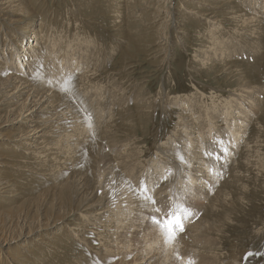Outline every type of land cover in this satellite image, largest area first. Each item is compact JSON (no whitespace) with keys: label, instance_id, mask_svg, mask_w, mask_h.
<instances>
[{"label":"rangeland","instance_id":"obj_1","mask_svg":"<svg viewBox=\"0 0 264 264\" xmlns=\"http://www.w3.org/2000/svg\"><path fill=\"white\" fill-rule=\"evenodd\" d=\"M166 1L160 9L155 0L147 7L140 6L141 3L130 6L126 0H30L35 15L26 16L24 11L0 13L3 67L13 73L20 71L23 76H27L33 63L45 64L48 75L51 71L55 75L59 72L58 81L48 78L51 83L44 77H36L41 88L53 87L57 102V110L51 114L54 125L42 145L41 158H45L44 154L50 158L47 156L40 165L30 158L23 172L21 167L19 170L3 168L4 174L12 171L14 176H26L17 188L16 198H13L14 191L4 195L6 199H13L9 207L16 208L37 197L51 185L57 186L58 177L64 181L70 177L69 173L84 167L90 175L87 185L94 191L109 181L107 194L101 200L104 205L112 204L107 221L115 215L111 211H116L115 203L120 208L123 206L119 213L127 214V203L120 202L127 193L139 198L135 189L141 180L146 181L148 188L142 195L154 196L158 202L155 207L161 208L156 214L160 219L168 212L179 213L182 203L195 211L191 212L192 218L183 220L185 231L180 234V237H190V234L193 237L188 240L192 242L187 249L183 242H165L163 233L159 234V227L150 218L153 206L145 199L137 200L143 212L136 209L138 220H130L125 238H118L117 225L107 226L103 221L98 226L100 229L91 230L98 216H85V210H79L68 221L49 229L50 233L55 230L56 236L60 235L61 228L68 230L76 245L58 247L61 250L52 251L49 260L44 256L48 262L44 260L42 264H50L52 260L51 264L78 261L104 264L94 248L74 240L79 236L68 222L81 227V230L74 228L77 233H87L90 229L89 243L97 251L104 247L105 252L112 253L114 242L119 239L127 247L119 259L127 264H160L157 255L161 250L168 253L162 255L166 257L165 264H189V261L192 264H264V0H235L238 11L222 5L219 10L212 9L215 14L202 8L203 16L196 12L199 7L193 11L192 0ZM156 8L160 9L158 14ZM254 13L260 19L245 18ZM208 18L222 24L209 23ZM41 26V32H47L45 42H40ZM256 106H260L257 111ZM181 110L188 114L187 118L180 115ZM251 117L254 121L249 123ZM185 122L193 125L190 135L177 130L184 128ZM5 127L1 135L11 137L0 138L1 148L5 150L6 145H11L14 148L9 151H21L27 147L25 142L29 139L15 140L26 124L19 126L10 121ZM185 137H191L192 152L200 154L206 176L203 188L210 194L202 203L198 201L209 208L204 224H200L204 227L198 226L205 228L202 235H198L200 232L194 226L204 212L194 205L200 198V187L189 179L194 166L188 162L192 152L189 154L191 146ZM225 148L226 153L222 151ZM92 150L97 156L92 155ZM178 152L188 166L176 157ZM207 152L212 155H206ZM168 155L174 158H170L172 165L166 158ZM216 156L218 160L213 158ZM74 158L79 159L75 164L70 162ZM110 160L112 164L118 160L117 165H112L114 171L107 167ZM59 169L62 171L54 172ZM210 188L214 189L210 191ZM214 191H217L215 196ZM179 214L184 216L183 212ZM143 219L157 228L158 234L151 243L146 232L136 229ZM37 236L35 232L32 238L22 239L23 246L19 245L33 264H41L32 258L42 254L41 251L31 249L33 254H30L24 249L29 241L35 244L33 239ZM77 247L80 252L74 249ZM2 251L0 247V259L4 263L9 258ZM80 253L82 258L78 256Z\"/></svg>","mask_w":264,"mask_h":264},{"label":"bare ground","instance_id":"obj_2","mask_svg":"<svg viewBox=\"0 0 264 264\" xmlns=\"http://www.w3.org/2000/svg\"><path fill=\"white\" fill-rule=\"evenodd\" d=\"M150 1L151 0H126V4L130 5V6H136L137 3L138 4L141 3L140 6L147 7V6H150ZM155 1H157V3L159 4L158 6L160 7V9L162 7H164V5L168 2L166 0H155ZM192 1L195 4V5L193 4V7H194V8H192L193 11H195L196 6L199 7L198 11H196V12L199 13L200 16H203V12H204V11H202V8L203 9L208 8L207 9L208 11H211L212 14H215V11H213L212 9L216 8L217 10H219L222 7V5H225L226 7L225 6L224 7L226 9L227 8L234 9L235 11H238V7H239L235 0H219L220 2H218V3H215L214 1H211V0H192ZM249 5L251 7H255L251 3H249ZM32 8H34V6L33 7L31 6L30 0H0V13H4L5 15H7V12L8 13L9 12L19 13L18 11H20V12L24 11V15L32 16V15H35V12H33ZM160 9L158 10V8H156L155 13L158 14L160 12ZM255 14L256 13L249 14L245 18H247V20H249V21H252V20L256 21V20L260 19V17L257 16L258 13L256 15ZM5 15H4V17H5ZM222 15H224V13H222ZM215 16L216 15H214L213 17H215ZM16 21H18V20H16ZM207 22H209V23L213 22L214 24L220 23V22L218 23L217 21H214V18L213 19L208 18ZM220 24H222V23H220ZM42 30L43 29L41 26L40 32H39L40 42H45L47 32L46 31H45L46 33L41 32ZM207 33H208V31H207ZM164 46H165V44H163V46H160V50H162L161 47L163 48ZM221 46L222 45H220L217 48V50H219L221 48ZM37 50H39V49L37 48ZM74 63H76L79 66V63H77V62H74ZM44 65L45 64H40V65L36 66L33 63V65L30 67V70L28 72H26L27 76H23L20 71H18L17 73H13L10 71V69L3 67L4 64L0 60V131H5L7 129L5 126H8L10 121H13V124H16L19 126L26 124L27 127L24 128L25 130L23 132L17 134L18 136L15 140L29 139V142H25L27 144V147L21 149V151H16V150L9 151L10 149L14 148L11 145H6V147H4L5 150L0 147V197L2 198V199H0V247H3L2 253L4 252L7 259L9 258V260L7 262L5 261L4 263L0 259V264H24V263L33 264L32 261L27 260V257L23 254V251L19 248V245H22V243L25 242L22 239H26L28 237L32 238L30 236H32L33 233H35V232H38V236L33 239V242L35 241V244H32L29 241L27 248L24 250H25V252L30 253V254H33L34 249L40 250L42 254H39V255L35 254L32 258L41 262V264L44 263L46 256H47L46 260L50 259L49 256H50V253H52V251L56 252V250H61L58 247L64 249L68 244H71V243H72V245L75 244L74 242L71 241V240H73V238H71V235H70L71 233L68 232V230L59 227L58 229H60V228L61 229L59 231L60 235L58 234V236H63L62 238H60V237L56 236L57 232H55V230L53 231V233H50L49 229H54L60 223L68 221L69 218L74 217L79 210H85L84 211L85 216H90V215L91 216H94V215L98 216L97 219L94 221L95 226H93L94 228L91 230H96L97 228L100 229V227H98V226H100L102 221H103V224H105L107 226L117 225L118 226V238L121 236L123 238L126 237L125 232L129 229V224H131L130 220H133V222L138 220L137 216L134 213L136 211V209L140 210V212L142 211L140 209L142 206L140 205V202L137 201L139 198L135 199L131 193H127L126 197L123 200H121V202H120V203H125V204L127 203V205H126V207L128 209V211H126L127 214L123 215V214L119 213L118 210H119L121 205H118V203H115V206L117 205L116 209H115L116 211L114 212L113 211L114 209L111 210L112 213L115 215L110 221H107L106 215L108 214L112 204H111V202H108L107 204L104 205V203H102L101 200L107 194L106 191H108L109 181L106 180L105 181L106 183L104 184V186L101 189H99L98 191L97 190L94 191L93 188H89L87 185L89 182V179H90V175L87 173V171L84 167H82L83 169H81V170L73 171L71 175L69 173L70 177H68L64 181L60 180L59 177L57 176L58 177V179H57L58 185L57 186L51 185L45 191L38 193L37 197L35 196L34 198L30 199L29 201L21 203L20 206H18L16 208L12 209L11 207H9L12 204L13 199H11L12 197L9 199H6L4 197V195H6V193H12L14 191L15 195L13 196V198H16L17 197L16 193L18 192L17 188L19 187V184L22 183L21 182L22 179L23 178H24V180L26 179L25 178L26 176L23 178L20 176V174H17L18 176H14L12 171L4 174L5 170H3V168L9 167V168H14V170L15 169L19 170L18 167H21L20 172H23V168L28 166L26 164H28L27 162L29 160H31L30 158H34L33 162H35V164H36L38 161V164L40 165L46 161L47 156H48L47 154H44L45 158H41V155L43 154L42 153L43 152L42 145H43L46 137H48L47 132L49 131V128L51 129V127L54 125V122H53L54 118L51 116V114L57 110V108H55L57 102H56V98H55V93L52 90L53 87L41 88L38 85V83L36 82V77H44V78H46V80L49 83H51L52 80H49L48 78L51 77V78L58 81L56 75L59 76V72H58V74L55 75L54 72L51 71L50 74L48 75V74H46V72L44 70ZM36 70H38V73ZM55 71H57V70H55ZM47 72H49V71H47ZM88 73H89V71H88ZM61 74L64 77V74L62 72H61ZM71 74H72V71H71ZM83 77L84 76H82V78ZM60 78H61V76H60ZM78 79H80V78H78ZM242 85H244V83H242ZM255 99H257V98L256 97L253 98V100H255ZM253 100H252V103H253ZM258 104H260V101L258 102ZM259 109H260V106L255 107L256 111ZM250 110H253V112H254V109L252 107L250 108ZM180 115L182 117H185V118H187V116H188V114L184 110H181ZM35 117H36V119L34 120ZM253 121H254V119L252 118L251 122H249V123H252ZM182 125L185 127L184 128L179 127L177 129L180 132V134L182 133L185 135H190L189 130H190V127H192L193 125H189L188 122H185ZM199 125L201 126L200 123H199ZM230 126L233 127V125H230ZM178 136H179V134H178ZM1 137L9 138V137H11V135H5V134L1 135V133H0V138ZM186 141L191 146V148H189L187 146L189 149H191L190 152L188 151L190 154L193 150L194 144L191 142V137L186 138ZM186 145H182V147L187 148V147H185ZM182 147H181V149H182ZM37 149H39V151ZM204 150H206V149H204ZM206 151H208V150H206ZM183 152H184V149H183ZM197 153H195V150H194L190 155V159L188 162H191V166L192 167L194 166V167H193V169H191L192 170V172H190L191 174H188V175H189V179H191V181H193L194 183H197L198 186L200 187V191L198 193V194H200V198H197V201H195V202L193 201V202H194V205L197 207V209H199L200 211H203L204 213L202 215H200L201 218L198 220V222L197 221L195 222V220H192V223L195 222L194 226L196 228V231L198 230V233L199 232L201 233V231L204 230L205 228L202 229L199 227L200 226L204 227L203 225H200V224H204L206 216H207V211L209 208H205L204 204H200L198 201H201V203H202L203 200L206 197H208L210 194H209V192L205 191L206 190L205 187L203 188V186L205 185L203 180L206 178V176L203 173L204 167H202V163L200 162L202 159L200 157V154H197ZM186 154H188V153H186ZM92 155L97 156V154L94 150H92ZM35 156H37V157H35ZM184 156H185V154H184ZM204 156H203V158H204ZM48 157L50 158V156H48ZM166 158L171 162V165H172L173 161L171 159L173 157L171 158V155H168V157H166ZM224 160H225V158H224ZM78 161H79L78 158H74V159H71L70 162L75 164ZM117 163H118V160H115L113 162V164L111 163V160H110L107 163L108 169L110 171H114L112 165L115 166V165H117ZM187 164H186V166H188ZM78 165H76V166H78ZM95 165H96V162L93 163V166H95ZM211 166H212V164H211ZM214 166H215V164H214ZM55 167L57 169L60 166H55ZM206 169H207V167H206ZM61 171H62V169H59V170H55L54 172H61ZM169 171H171V170H169ZM180 171H181V168H180ZM228 171L229 170L226 171V174ZM183 172H184V169H183ZM223 172H224V169H223ZM173 174H174V172H173ZM171 179H172V177H171ZM180 179H181V177H180ZM180 179H179V182H180ZM168 180H169V178H168ZM168 180H167V182H168ZM174 181L175 180H173L172 182H174ZM208 183H209V181H208ZM173 184H172V186H173ZM182 184H183V181H182ZM180 185H181V183H180ZM176 186L178 187V185H176ZM206 186H207V184H206ZM175 187H173L174 190H175ZM208 187H209V185L207 186V188ZM211 187H213V186H211ZM13 188H14V190H11ZM173 188H172V191H173ZM184 188H185V186H184ZM178 190H180V189H178ZM181 190H185V189H181ZM212 190L210 188V191H212ZM202 191L203 192L205 191V193H203ZM191 192L194 193L192 190H191ZM213 194L215 196L217 194V191H214ZM180 199L184 201V199H182V198H180ZM144 202H145V200H144ZM162 203L163 202H161L159 205H161ZM168 203L170 204V202H168ZM178 203L181 204L180 201ZM182 205H183V203H182ZM31 207H34L33 208L34 210H32V209L30 210ZM82 208H84V209H82ZM122 208H123V206H122ZM122 208H120L119 211H121ZM188 208L190 209L191 207H188ZM178 209H179V207H178ZM192 209H194V208H192ZM194 212H192V213H194ZM144 213H145V211H144ZM129 215L131 216L130 218H129ZM141 215H142V213H141ZM181 216H183V215L181 214ZM192 216L193 215H191L190 218H192ZM183 220H185V219H183ZM196 220H197V217H196ZM186 223H188V222H185V224ZM207 224H206V226H208ZM67 225L70 227L71 230H73L76 233L77 236H79V238L74 239V240H77V242L84 244L88 248H91V249L94 248L93 251L95 253H98V256L100 257V259H102V261L104 260V264H127L126 261L122 262V260L119 259L122 251H124L127 248V247H125L126 246L125 244H122L121 242H119V239H118V242L117 241L114 242V246H113L114 250L112 251V253L111 252H105L104 247L103 248L100 247L102 251L100 250V248H98L99 251H97V250H95L96 248L94 247L93 243H89L90 239L88 238V235H89L88 232H90V229L87 231V233H80V232L77 233L74 228H76L77 230H81V227H78L77 225H73V223H71V222H68ZM188 225H189V227L191 226L190 224H188ZM207 228H210V226H208ZM136 229L138 231L146 232L147 238L150 240V243H151V241H153L154 238H156L155 234H158V232L156 230L157 228L155 229L150 224V222H147L146 220L144 223V219H143V222L140 221V224L138 226H136ZM159 230H160V228H159ZM188 231H186L187 234H188ZM196 231H195V235L197 233ZM209 232H210V229H209ZM160 233H161V230H160L159 234ZM200 233L198 235H202V233L201 234ZM64 234L66 236H64ZM90 235H91V233H90ZM195 235H193V236L195 237ZM191 238H193V237H191V234H190V237H187V236L180 237V240H178L176 242H180V243L183 242L184 246L187 249H190L192 241L190 240L191 242L189 243L188 240ZM198 241H200L199 238H198ZM206 241H208V240H206ZM16 242H17V244H15ZM99 242H101V241L99 240ZM200 242H202V241H200ZM99 244L102 246L103 243L102 244L99 243ZM14 245H17V246H14ZM31 249H33V250H31ZM74 249H76V251L80 252L78 247L74 248ZM73 253H74V251H73ZM73 253H71V255ZM164 254H168L166 250H161L159 252V254L157 255V257L160 259V264H165L164 260H166V257L162 256ZM44 256H45V258H44ZM55 256H56V254H55ZM78 256H79V258L83 257L81 255V253ZM53 258H54V256H53ZM168 258H169V255H167V259ZM161 259H162V261H161ZM46 260H45V262H48ZM64 260H63V262L67 263L66 260L65 261ZM52 261H50V262L52 263ZM92 261H93V259H92ZM87 262H89V261L87 260ZM75 264H81V263H80V261H78Z\"/></svg>","mask_w":264,"mask_h":264},{"label":"snow or ice","instance_id":"obj_3","mask_svg":"<svg viewBox=\"0 0 264 264\" xmlns=\"http://www.w3.org/2000/svg\"><path fill=\"white\" fill-rule=\"evenodd\" d=\"M60 91H66V89H60ZM226 153L227 149H222ZM207 155H211L208 153ZM177 158L180 160L181 163H186L184 161L183 155L179 152L177 153ZM214 159H219L218 156L213 157ZM211 171V169H210ZM167 177H165L166 179ZM158 186V185H157ZM136 195L141 198L145 199L149 204L153 205V215H151V220L154 224H156L161 232L163 233L164 240L166 243H174L180 238V234L184 232V224L183 219L190 217L192 215L191 211L188 210L184 205H180V211L184 213V216L181 217L179 213H171L168 212L163 219H160L156 214L161 211L160 208L155 207L158 202L154 198V196H146L142 195L143 193L148 192L147 183L144 180H141L140 185L137 189H135ZM189 264H192L189 261Z\"/></svg>","mask_w":264,"mask_h":264}]
</instances>
